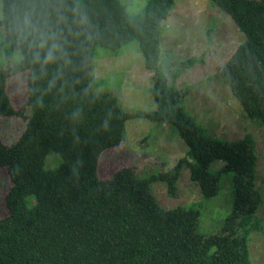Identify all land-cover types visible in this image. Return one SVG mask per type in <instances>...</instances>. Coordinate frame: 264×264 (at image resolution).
Segmentation results:
<instances>
[{
	"label": "trees",
	"instance_id": "obj_1",
	"mask_svg": "<svg viewBox=\"0 0 264 264\" xmlns=\"http://www.w3.org/2000/svg\"><path fill=\"white\" fill-rule=\"evenodd\" d=\"M210 1L244 35L218 74L243 116L264 125V0ZM20 3L2 0L0 18L5 30L0 53L22 55L0 69V116H23L6 90L7 79L23 70L30 111L15 142L0 138V166L7 167L12 182L5 196L9 213L0 217V264H251L247 237L262 200L253 182L254 140L250 133L235 140L202 133L183 109L188 87L178 88L158 70L163 21L175 0H145L138 13H130L121 0H66L86 13L88 25L69 36L72 64L52 88L57 66L49 65L40 76L39 65L11 31ZM134 40L152 74L155 104L140 115L126 112L116 95L93 91L99 80L92 74L96 48L116 52ZM133 116L175 127L187 150L170 168L149 176L121 166L100 178L101 153L124 140ZM105 120L107 130L101 127ZM51 152L56 161L46 164ZM218 159L224 165L211 171L210 163ZM184 166L206 198L217 194L222 173L232 174L231 208L214 232L199 231L200 209L194 204L164 209L150 192L149 180L159 179L174 196Z\"/></svg>",
	"mask_w": 264,
	"mask_h": 264
},
{
	"label": "rangeland",
	"instance_id": "obj_2",
	"mask_svg": "<svg viewBox=\"0 0 264 264\" xmlns=\"http://www.w3.org/2000/svg\"><path fill=\"white\" fill-rule=\"evenodd\" d=\"M130 13L142 10L145 0H121ZM2 0H0V18ZM5 30L0 26V42ZM244 39L232 19L213 6L210 0H175L170 15L163 21L160 36L158 70L168 82L178 88L188 87L183 109L198 129L207 135L235 140L250 133L254 140L256 155L254 164V187L261 194L254 213V224L247 237L248 259L251 264H264V125L246 118L231 89L218 74L220 67ZM20 51L6 57L0 53V69L10 67L21 59ZM189 59L195 62L189 64ZM92 74L99 78L93 91L112 93L122 108L133 115H140L155 107L150 92L152 74L143 65V58L136 40L116 52L96 48ZM27 75L23 70L10 76L6 90L12 106L23 116H0V138L15 142L26 126L29 116L27 102ZM187 150L175 127L161 122H151L141 116H133L125 124V138L119 145L105 149L98 160L100 178L110 177L121 166H132L141 176H149L158 170H166ZM56 161L49 153L46 164ZM224 165L222 160L210 163L211 171ZM5 165L0 166V217L9 213L5 196L11 185ZM150 192L161 208L194 204L200 209L198 229L202 233L216 231L229 212L233 198L232 174L220 175L218 192L206 198L199 186L189 177L184 166L177 179L174 196L166 192L159 179H150Z\"/></svg>",
	"mask_w": 264,
	"mask_h": 264
},
{
	"label": "clouds",
	"instance_id": "obj_3",
	"mask_svg": "<svg viewBox=\"0 0 264 264\" xmlns=\"http://www.w3.org/2000/svg\"><path fill=\"white\" fill-rule=\"evenodd\" d=\"M87 25L86 13L78 6L69 7L66 0H21L10 21L17 44L31 53L40 76L47 75L49 65L57 66L49 88L55 87L63 69L72 64L69 36L79 35ZM101 127L107 130L109 121L105 120ZM77 163L82 165V161ZM73 172L76 174V169Z\"/></svg>",
	"mask_w": 264,
	"mask_h": 264
}]
</instances>
